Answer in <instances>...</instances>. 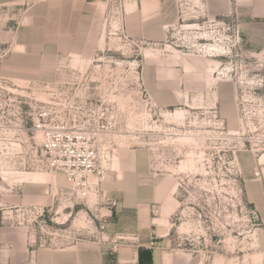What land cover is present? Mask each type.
I'll list each match as a JSON object with an SVG mask.
<instances>
[{
	"label": "rangeland",
	"instance_id": "rangeland-1",
	"mask_svg": "<svg viewBox=\"0 0 264 264\" xmlns=\"http://www.w3.org/2000/svg\"><path fill=\"white\" fill-rule=\"evenodd\" d=\"M92 1L96 13L70 28L81 38L63 44L50 78L9 70L0 39L5 221L34 246L105 241L112 264H136L141 244L157 247L155 264H263L264 225L245 184L264 153V52L246 43L236 11L212 21L202 0H175L180 18L160 41L133 35L138 0ZM16 8L1 25L17 21ZM73 72L107 114L104 173L87 194L54 169L34 127L49 88Z\"/></svg>",
	"mask_w": 264,
	"mask_h": 264
},
{
	"label": "crops",
	"instance_id": "crops-1",
	"mask_svg": "<svg viewBox=\"0 0 264 264\" xmlns=\"http://www.w3.org/2000/svg\"><path fill=\"white\" fill-rule=\"evenodd\" d=\"M202 3L212 21L236 11L246 43L252 49L264 52V0H202ZM136 4L140 21L135 2L131 3L135 10L133 19L139 21L133 28V35L138 38L160 41L163 28L175 24L180 18L175 0H138ZM14 6L19 10L17 21L6 20L0 24V39L7 44L6 67L20 73L18 75L35 73L43 79L52 77L50 73L56 71L63 44L72 37L81 38L70 28H78L82 22L88 25L96 13L92 0H0V13L14 9ZM1 19L0 14V23ZM88 36L87 32L84 37ZM153 84L150 83L155 88ZM163 94H166L165 86ZM158 100L162 107L175 104L168 99ZM256 171H260L259 176ZM245 191L264 225V153L258 156L257 165L247 178ZM4 218L0 212V264H112L114 254L105 241H78L60 249L34 246L23 238L18 227L9 225ZM133 247H136V264L140 251L141 261L149 251L153 255V264L156 263L157 247L145 248L142 244ZM122 261L118 260L116 264Z\"/></svg>",
	"mask_w": 264,
	"mask_h": 264
},
{
	"label": "built area",
	"instance_id": "built-area-1",
	"mask_svg": "<svg viewBox=\"0 0 264 264\" xmlns=\"http://www.w3.org/2000/svg\"><path fill=\"white\" fill-rule=\"evenodd\" d=\"M74 74L49 88L34 127L42 131L43 148L54 169L67 176L77 193L87 194L92 187L90 177L101 178L104 173L98 155L102 136L108 134L104 129L107 114L102 102L79 91ZM255 174L259 176L260 171ZM102 222L100 228L104 229Z\"/></svg>",
	"mask_w": 264,
	"mask_h": 264
},
{
	"label": "trees",
	"instance_id": "trees-1",
	"mask_svg": "<svg viewBox=\"0 0 264 264\" xmlns=\"http://www.w3.org/2000/svg\"><path fill=\"white\" fill-rule=\"evenodd\" d=\"M141 252H142V251H140V252H139V255H140V257H141ZM149 253H150V254H151V256H152V253H151V252H149V251H147V254H149Z\"/></svg>",
	"mask_w": 264,
	"mask_h": 264
}]
</instances>
